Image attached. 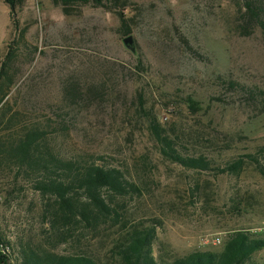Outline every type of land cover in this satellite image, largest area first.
<instances>
[{
  "label": "rangeland",
  "instance_id": "obj_1",
  "mask_svg": "<svg viewBox=\"0 0 264 264\" xmlns=\"http://www.w3.org/2000/svg\"><path fill=\"white\" fill-rule=\"evenodd\" d=\"M246 9V0L67 8L26 0L14 24L0 0V67L8 47L15 51L0 141L10 146L23 128L37 127L54 153L117 166L142 187L117 200L122 225L54 227L36 175L0 154V241L9 242L11 264L28 246L125 264L121 245L135 228L156 230L151 253L160 264L220 251L236 230L264 238V32ZM130 37L134 49L125 44ZM153 120L182 154L205 155L211 168L167 159ZM238 160V172L227 170ZM249 264H264V247Z\"/></svg>",
  "mask_w": 264,
  "mask_h": 264
},
{
  "label": "trees",
  "instance_id": "obj_2",
  "mask_svg": "<svg viewBox=\"0 0 264 264\" xmlns=\"http://www.w3.org/2000/svg\"><path fill=\"white\" fill-rule=\"evenodd\" d=\"M4 1L10 8L15 24L17 10L26 0ZM54 1L67 8L78 3L104 5L106 2L119 0ZM246 8L247 18L259 25L264 32V8L259 1L246 0ZM122 28L125 34L131 32L126 20L123 21ZM14 56L15 51L11 45L1 61L0 115L5 112L7 96L14 83L10 76ZM151 129L167 159L189 169L211 168V161L205 155L182 154L174 138L166 134L155 120L151 121ZM13 139L10 146L0 141V154L17 165L27 167L31 175H36L35 188L48 201L44 216H50L54 227L60 225L72 230L81 226L96 230L122 225L124 214L117 200L142 193V187L129 178L122 168L101 164L94 158L67 157L54 153L47 145V133L37 127L23 128L20 136ZM243 163L242 160L234 161L227 166V170L238 172ZM127 231L119 254L124 263L160 264L151 253L156 230L135 228ZM5 244L6 242L0 241V264H11L10 255L3 249ZM263 247L264 238L245 230H236L228 236L222 250H198L171 264H249L252 255ZM18 260L19 264H97L96 257L85 252L62 254L52 249L31 246L23 248L22 257Z\"/></svg>",
  "mask_w": 264,
  "mask_h": 264
},
{
  "label": "built area",
  "instance_id": "obj_3",
  "mask_svg": "<svg viewBox=\"0 0 264 264\" xmlns=\"http://www.w3.org/2000/svg\"><path fill=\"white\" fill-rule=\"evenodd\" d=\"M259 231L261 232L262 236L264 237V225L263 226H260L259 228ZM221 242V237L218 236L216 239H215V243H220ZM4 249V252H6V249L5 247H3Z\"/></svg>",
  "mask_w": 264,
  "mask_h": 264
},
{
  "label": "water",
  "instance_id": "obj_4",
  "mask_svg": "<svg viewBox=\"0 0 264 264\" xmlns=\"http://www.w3.org/2000/svg\"><path fill=\"white\" fill-rule=\"evenodd\" d=\"M125 44H126L127 46H129L131 49H134V48H135V45H134V42H133L132 37L127 38V39L125 40Z\"/></svg>",
  "mask_w": 264,
  "mask_h": 264
}]
</instances>
